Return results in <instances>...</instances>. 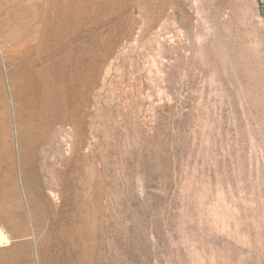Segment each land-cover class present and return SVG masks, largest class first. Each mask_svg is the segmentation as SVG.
<instances>
[{
    "label": "rangeland",
    "instance_id": "rangeland-1",
    "mask_svg": "<svg viewBox=\"0 0 264 264\" xmlns=\"http://www.w3.org/2000/svg\"><path fill=\"white\" fill-rule=\"evenodd\" d=\"M0 231V264H264V0H0Z\"/></svg>",
    "mask_w": 264,
    "mask_h": 264
},
{
    "label": "bare ground",
    "instance_id": "bare-ground-1",
    "mask_svg": "<svg viewBox=\"0 0 264 264\" xmlns=\"http://www.w3.org/2000/svg\"><path fill=\"white\" fill-rule=\"evenodd\" d=\"M59 123L64 124V121L60 122L59 120H53L49 124L47 132L43 135L39 144L35 141L27 143V139L24 141L25 143H22L21 152L23 153V173L28 190L33 191L34 195L32 196L44 197L47 196V192L50 191L52 192L51 194H57L60 198H62V190H60V188L63 186V179H61V174L59 172H56L55 174L51 170L52 167L54 169L57 168V164H65L64 158H62L61 155H56L55 153V156L52 157L56 151L54 149L57 147L55 144V134L58 131V127L56 125H59ZM23 140L25 139L23 138ZM42 197L40 198L41 202ZM36 199L35 202H37L38 205L39 203ZM0 240H7L6 235L2 231H0Z\"/></svg>",
    "mask_w": 264,
    "mask_h": 264
}]
</instances>
